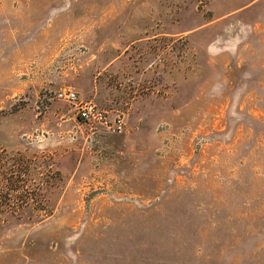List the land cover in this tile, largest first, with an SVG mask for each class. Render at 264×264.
<instances>
[{"label":"rangeland","instance_id":"obj_1","mask_svg":"<svg viewBox=\"0 0 264 264\" xmlns=\"http://www.w3.org/2000/svg\"><path fill=\"white\" fill-rule=\"evenodd\" d=\"M0 198V264H264V0H0Z\"/></svg>","mask_w":264,"mask_h":264},{"label":"built area","instance_id":"obj_2","mask_svg":"<svg viewBox=\"0 0 264 264\" xmlns=\"http://www.w3.org/2000/svg\"><path fill=\"white\" fill-rule=\"evenodd\" d=\"M57 98L73 104L77 111V117L92 127H96L104 133L118 135L125 132L126 122L124 117L115 116L99 108L92 101L82 102L78 98L77 92L73 89H63L57 93Z\"/></svg>","mask_w":264,"mask_h":264},{"label":"trees","instance_id":"obj_3","mask_svg":"<svg viewBox=\"0 0 264 264\" xmlns=\"http://www.w3.org/2000/svg\"><path fill=\"white\" fill-rule=\"evenodd\" d=\"M20 174V171H17V170H12L11 172H10V174H9V177H8V181H10V182H12V184L14 183V187L12 186H10L9 188H8V190H10V191H14V193H15V190H18L20 187L22 188V186L20 185V184H16V186H15V183L16 182H22V181H25V180H22V178L20 179L19 178V175ZM15 177H16V179H15ZM18 178V179H17ZM16 188V189H15ZM9 194L10 193H8L7 194V196H6V198H4V200H6V201H9V200H11L8 196H9ZM0 207H1V198H0ZM52 211V210H51ZM50 210L49 211H45L43 214H38V215H30V217H34L35 216V218L32 220V221H36V222H38V221H41V220H44V219H46V218H48L50 215H51V212ZM11 216L12 217H15V218H18L19 219V217H21V215H19V214H14V213H12L11 214ZM38 220V221H37Z\"/></svg>","mask_w":264,"mask_h":264},{"label":"crops","instance_id":"obj_4","mask_svg":"<svg viewBox=\"0 0 264 264\" xmlns=\"http://www.w3.org/2000/svg\"><path fill=\"white\" fill-rule=\"evenodd\" d=\"M82 121V120H81ZM83 122V121H82ZM84 124H87V125H89L88 123H85V122H83Z\"/></svg>","mask_w":264,"mask_h":264}]
</instances>
